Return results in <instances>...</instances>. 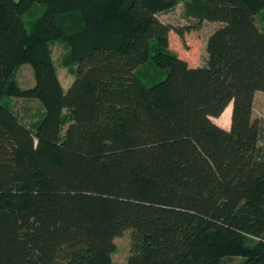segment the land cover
I'll use <instances>...</instances> for the list:
<instances>
[{
  "label": "trees",
  "instance_id": "obj_1",
  "mask_svg": "<svg viewBox=\"0 0 264 264\" xmlns=\"http://www.w3.org/2000/svg\"><path fill=\"white\" fill-rule=\"evenodd\" d=\"M180 1L0 0V264H114L128 228L126 264H264V0H202L200 65L167 45L198 33L160 18Z\"/></svg>",
  "mask_w": 264,
  "mask_h": 264
},
{
  "label": "rangeland",
  "instance_id": "obj_2",
  "mask_svg": "<svg viewBox=\"0 0 264 264\" xmlns=\"http://www.w3.org/2000/svg\"><path fill=\"white\" fill-rule=\"evenodd\" d=\"M202 0H181L174 8L161 12L160 18L173 25L174 28H198V33L191 34L189 41L190 45L186 46L179 35L172 29L168 36V47L176 51L179 55L187 58L191 63L200 65L205 62L207 51L206 44L208 36L213 32L221 22L207 21L200 13V5ZM34 12L31 14H25V20L27 27H30L29 19H32ZM257 25L264 31V8H262L256 15ZM196 31V30H195ZM53 57L57 65L58 74L62 85L67 89L72 81L74 75H72L67 67L61 63L62 55L65 51L64 45L55 41L52 45ZM16 78L23 87L32 86L35 83L34 73L29 63H23L19 66ZM10 99L11 106L14 111L22 118L23 121L30 124L36 120L40 114L41 104L38 100L33 98L23 97H6L4 100ZM224 117L230 121V115L227 112L223 114ZM253 118L264 121V91L257 90L254 96ZM264 141V138H262ZM132 228L126 229L121 235L115 237L116 250L112 255L114 264H126L128 257L131 253V241H132ZM239 261L238 258L230 262V264H236Z\"/></svg>",
  "mask_w": 264,
  "mask_h": 264
},
{
  "label": "crops",
  "instance_id": "obj_3",
  "mask_svg": "<svg viewBox=\"0 0 264 264\" xmlns=\"http://www.w3.org/2000/svg\"><path fill=\"white\" fill-rule=\"evenodd\" d=\"M231 103V102H230ZM212 119L220 126L229 129L231 127V121H228L222 114L220 116H213Z\"/></svg>",
  "mask_w": 264,
  "mask_h": 264
}]
</instances>
